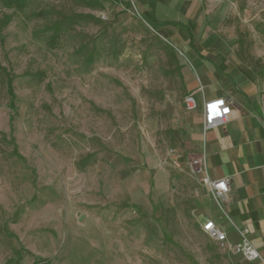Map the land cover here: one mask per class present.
Listing matches in <instances>:
<instances>
[{"label": "rangeland", "instance_id": "1", "mask_svg": "<svg viewBox=\"0 0 264 264\" xmlns=\"http://www.w3.org/2000/svg\"><path fill=\"white\" fill-rule=\"evenodd\" d=\"M171 6L155 29L136 0H0V264L245 261L203 231L215 201L189 168L201 145L183 100L188 75L210 86L212 44L264 59V0ZM163 19L196 24L193 38Z\"/></svg>", "mask_w": 264, "mask_h": 264}, {"label": "crops", "instance_id": "2", "mask_svg": "<svg viewBox=\"0 0 264 264\" xmlns=\"http://www.w3.org/2000/svg\"><path fill=\"white\" fill-rule=\"evenodd\" d=\"M189 1L191 0H173L171 7L175 10V14L181 12L183 16H188L184 5ZM165 2L166 0L157 3L156 13L158 5ZM166 20L169 19L160 21L161 30L169 36L177 40L178 32H181L180 36L186 37L189 34L191 39L193 38L192 28L194 29L196 24L174 19L188 25L189 28L188 30L176 26L175 29L171 27L175 25H163L162 22ZM213 39L209 36L205 43L211 44ZM220 47L222 45L212 44L210 56L201 60L206 67V83L210 86L204 85L200 80L204 87L200 92L197 89L198 84L188 75L187 87L189 92H196L200 104L206 99L227 98L232 113L222 124L208 130L204 137L200 108L196 111L198 117L195 133L200 145L203 139H206L210 176L215 179L231 177L230 191L225 203L228 217L236 226L249 228L253 244L264 257V59H255L254 65L251 66L242 61L227 59L223 54L220 55L222 52ZM217 57L220 61L216 59ZM232 66L234 68L230 72L227 71V67ZM157 177L162 181L160 187L164 188L172 178L166 170L157 172ZM225 215L215 202L211 218L227 228L231 240L238 241L240 236L237 230L228 224ZM243 264L255 263L244 261Z\"/></svg>", "mask_w": 264, "mask_h": 264}, {"label": "built area", "instance_id": "3", "mask_svg": "<svg viewBox=\"0 0 264 264\" xmlns=\"http://www.w3.org/2000/svg\"><path fill=\"white\" fill-rule=\"evenodd\" d=\"M197 89L202 92L204 87L200 84ZM183 103L185 109L190 112H195L201 108L204 137L208 130L222 124L232 113V107L227 98L216 97L206 99L202 104H200L195 91L187 93L184 97ZM214 103L218 104L220 107L221 114L219 116H212L211 114V106ZM225 108H228L229 111L224 112L223 110ZM168 155L170 157V162L174 164L173 166L180 168L182 164V154H178L175 150H171ZM188 162L190 171L200 177L202 184L205 186L209 195H211L213 200L216 202L217 207L226 214L225 216H227L228 224L237 230L240 239L238 241L231 240L227 228L222 224H219L211 217L207 218L204 222L203 231L213 240L227 245L234 254L240 255L246 262L264 264V257L261 255L250 238L249 228H240L236 226L234 221L231 220L226 213L225 203L227 201L228 192L230 191L231 177L225 176L215 179L210 176L208 172V151L205 138L201 143V148L198 154L191 156L188 159Z\"/></svg>", "mask_w": 264, "mask_h": 264}, {"label": "trees", "instance_id": "4", "mask_svg": "<svg viewBox=\"0 0 264 264\" xmlns=\"http://www.w3.org/2000/svg\"><path fill=\"white\" fill-rule=\"evenodd\" d=\"M3 1H5L9 6H14L18 9H24L29 5L31 0H3ZM136 1H138L139 3H141L143 5L148 6L147 14H146V16H144V18L147 20V22H149L151 24V26H153V28L157 29L156 28V6H157V3L163 2L164 0H136ZM162 24L163 25L171 24V25H175V26L188 28V25L182 24V23H180L178 21H174V20H172V21L166 20V21H163ZM188 30H189V28H188ZM50 43H51V45H55V43H56L55 35H52L50 37ZM9 93L11 95L15 94L11 82L9 83Z\"/></svg>", "mask_w": 264, "mask_h": 264}, {"label": "clouds", "instance_id": "5", "mask_svg": "<svg viewBox=\"0 0 264 264\" xmlns=\"http://www.w3.org/2000/svg\"><path fill=\"white\" fill-rule=\"evenodd\" d=\"M223 111H224V112H228L229 109H228V108H225ZM211 114H212V116H219V115L221 114L220 107H219L218 104H215V103H214V104L211 106Z\"/></svg>", "mask_w": 264, "mask_h": 264}]
</instances>
